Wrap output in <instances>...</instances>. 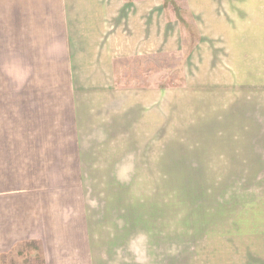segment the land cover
Masks as SVG:
<instances>
[{"label":"rangeland","instance_id":"374dc122","mask_svg":"<svg viewBox=\"0 0 264 264\" xmlns=\"http://www.w3.org/2000/svg\"><path fill=\"white\" fill-rule=\"evenodd\" d=\"M148 1L142 62L119 63L147 100L83 144L97 260L264 264V0Z\"/></svg>","mask_w":264,"mask_h":264},{"label":"crops","instance_id":"0c3cea01","mask_svg":"<svg viewBox=\"0 0 264 264\" xmlns=\"http://www.w3.org/2000/svg\"><path fill=\"white\" fill-rule=\"evenodd\" d=\"M149 11L148 0H0V263L31 243L35 264H100L83 144L147 100L119 63L142 62Z\"/></svg>","mask_w":264,"mask_h":264}]
</instances>
